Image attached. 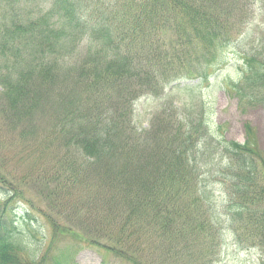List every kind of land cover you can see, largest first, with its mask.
<instances>
[{
	"label": "trees",
	"instance_id": "obj_1",
	"mask_svg": "<svg viewBox=\"0 0 264 264\" xmlns=\"http://www.w3.org/2000/svg\"><path fill=\"white\" fill-rule=\"evenodd\" d=\"M258 1L264 4L0 0V191L10 197L16 184L36 189L53 236L97 249L101 264H110L107 255L174 264L213 227L230 230L239 246L260 248L264 261V171L255 145L223 137L212 116L193 126L196 104L180 118L176 108L161 111L170 135L156 139L154 127L135 129L131 107L180 79L172 67L188 58L203 62L198 80L207 79ZM157 32L165 38L154 39ZM80 45L85 50L77 54ZM241 57L232 82L240 100L248 97L245 87L264 90V55L253 47ZM62 94L73 97L62 103ZM84 100L93 104L83 110ZM47 113L57 118L44 131ZM142 138L157 145L140 146ZM18 213L0 211V264H43L31 241L39 223L27 212L21 229Z\"/></svg>",
	"mask_w": 264,
	"mask_h": 264
},
{
	"label": "rangeland",
	"instance_id": "obj_2",
	"mask_svg": "<svg viewBox=\"0 0 264 264\" xmlns=\"http://www.w3.org/2000/svg\"><path fill=\"white\" fill-rule=\"evenodd\" d=\"M164 38L165 34L159 36L157 32L154 39L163 40ZM234 39L231 44L224 47L218 54V57H224L225 61L219 64L220 67L216 63L214 66V69L217 67L216 70L201 82L198 80L199 74L197 72L201 69L203 62L188 58L182 65H173L174 67L172 68L175 72L186 74L188 78H181L183 77L182 75L179 77L180 79L172 81L169 85L165 84L158 91V94L149 95L150 97L140 96L134 100L131 103L133 125L138 132L148 131L154 127L153 129L157 130V134L154 137L157 139L160 132L166 133L165 131L167 130L162 120V117L165 119V116L160 114L161 111L163 113L164 109L176 108L172 114L175 113L180 118V116H184L186 112H189L187 108L196 104L197 115L189 119L193 122V126L197 124L196 119L203 118L202 120H204L203 116L206 115L209 118L212 116L213 122L221 125L223 137L226 139L240 143L249 139L258 150L257 163L260 169L264 171V90L253 88L252 92H250L251 89L245 87L248 97L244 96L240 100L239 95L235 93L236 91L232 87L234 85L232 83L233 80L237 79V74L243 67L242 54L253 50L254 47L256 55H264L263 3L260 1L255 3L253 16L245 24L242 32ZM84 50L85 46L80 45L76 53H82ZM177 68L179 69L177 70ZM186 86H194V88L181 89ZM75 93L78 94V98L84 99L83 90L78 89ZM61 97L62 103L65 100L69 102L72 99L70 97H73V95L64 96L62 94ZM91 97L92 99L94 98V96ZM57 99L59 100L60 98H56L49 104L52 112L55 110ZM91 103L84 100L79 104L84 110ZM83 104H86L84 108ZM56 118V116L54 117L47 113L43 121L40 122V127L45 131L53 125ZM146 136L151 137L148 133ZM142 141L143 138L139 141V144ZM151 141L153 139H147L140 146L150 142L147 148L151 150L152 146L157 145L156 142ZM176 144L178 142H175L174 146ZM145 148L146 146L144 145V152L148 153L149 151ZM139 150L138 152H140ZM157 152L159 155H163L159 148ZM29 160L32 161V157H29ZM30 161L27 162L30 163ZM24 167H27L25 163L22 165V169ZM0 184L2 183L0 182ZM16 185L18 186L17 192L9 194L13 198L0 191V211L4 210L7 215L11 210L19 212L16 215V219L19 221L18 226L21 229L25 227L23 217L27 212H31L32 216L38 221V229H33V235L31 236V241L39 248L36 256L38 261L43 258V264H101L102 256L97 249L81 246L78 240L70 237H54L52 227L47 224L46 217L39 210V206L46 207V204L38 199L39 196L35 193L37 190L31 186ZM4 186L6 187V185ZM24 232L27 234L26 229ZM229 232L230 230H222L219 227L206 230L202 242L197 244V246L189 247L191 254L189 253V256H187V254L183 253L184 251L177 253L174 257V264H264L260 248L239 246L234 241L233 233ZM26 234L24 233V235ZM18 253L24 259L29 258L26 252L19 251ZM106 258L110 260V264H130L116 260L111 255H107Z\"/></svg>",
	"mask_w": 264,
	"mask_h": 264
}]
</instances>
